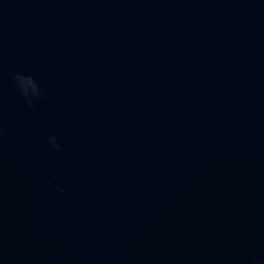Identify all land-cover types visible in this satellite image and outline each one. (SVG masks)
Here are the masks:
<instances>
[{"label":"water","instance_id":"1","mask_svg":"<svg viewBox=\"0 0 264 264\" xmlns=\"http://www.w3.org/2000/svg\"><path fill=\"white\" fill-rule=\"evenodd\" d=\"M0 264H264V0H0Z\"/></svg>","mask_w":264,"mask_h":264},{"label":"clouds","instance_id":"2","mask_svg":"<svg viewBox=\"0 0 264 264\" xmlns=\"http://www.w3.org/2000/svg\"><path fill=\"white\" fill-rule=\"evenodd\" d=\"M17 83H18V87H19L20 90H21L22 95H23L26 99H28V97H29V91H28V88H27V86H26V83H27V85H31V86H32V88H33V95H34V96H37V97H38V96L40 95L39 87H38V85L35 83V81H34V79H33L32 77H26V83H25V81L22 80V79L20 78V76H17ZM29 103H31L30 100H29ZM49 143L51 144V146H52L55 150H57V151L60 150V145H59V143H57V140H56V137H55V136L50 137V139H49ZM57 190H58V191H61V192L63 191L62 188H58Z\"/></svg>","mask_w":264,"mask_h":264}]
</instances>
